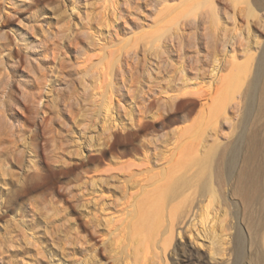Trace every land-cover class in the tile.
<instances>
[{
	"label": "rangeland",
	"instance_id": "374dc122",
	"mask_svg": "<svg viewBox=\"0 0 264 264\" xmlns=\"http://www.w3.org/2000/svg\"><path fill=\"white\" fill-rule=\"evenodd\" d=\"M194 3L0 0V264H165L164 248L173 264L180 244L202 264H264V117L251 122L263 81L243 110L211 114L234 61L248 62L264 41V24L246 4L215 0L211 44L208 8L188 16ZM236 37L234 53L222 47ZM197 52L201 63L189 65ZM252 133L262 172L248 208L232 191ZM206 154L212 190L206 178L185 186L166 210L172 244L167 215L147 251L135 208L157 180L184 176L187 158Z\"/></svg>",
	"mask_w": 264,
	"mask_h": 264
},
{
	"label": "bare ground",
	"instance_id": "6f19581e",
	"mask_svg": "<svg viewBox=\"0 0 264 264\" xmlns=\"http://www.w3.org/2000/svg\"><path fill=\"white\" fill-rule=\"evenodd\" d=\"M234 6V9L237 8L240 4H246V8L244 11L247 13L248 18H257L260 23L264 24V0H231ZM215 0H195L192 8L188 12V16H196L198 12L202 9L208 8V11H205L201 14L202 20L201 23L205 25L208 23H212L213 27L217 28L218 21L217 16L220 14V10L214 7ZM243 11V9H241ZM228 9L225 7L222 9V15L228 14ZM239 13V11H235V14ZM257 13V14H256ZM260 13V15H259ZM230 17L229 15H227ZM200 23L199 18H194L189 24L197 27ZM216 23V24H214ZM256 22H254L255 24ZM208 40L212 44V39L215 38L213 36L211 30L206 25L204 27ZM162 36L164 34H157L155 36V40H162ZM240 38V36H238ZM231 38L227 39L225 42L222 40V47L226 45H230L232 52L234 53L237 46H240L239 39ZM243 38V36H241ZM176 38L172 37L169 39L171 44L175 41ZM210 43H207L206 46L210 51ZM215 43L218 44V41L215 39ZM227 43V44H226ZM179 44V42H178ZM205 45V44H204ZM171 47V45H169ZM211 52V51H210ZM167 53V52H166ZM197 56V57H196ZM196 56H193L192 59L189 60V65L201 63L200 54L197 52ZM248 62L239 64L238 62L234 61L233 69L231 75L225 77L227 79V85L222 88L217 89L216 96L213 99V105L211 107V114L213 118L218 121L219 118L226 116L229 109H236L238 111L243 110L244 102L247 100V96L249 92L253 90V88L263 81L264 86V41L262 42L261 39H256L254 43V51L248 53ZM216 60V59H215ZM217 63V61H215ZM216 68V67H215ZM214 69V68H213ZM222 79V77H220ZM258 83V84H257ZM246 85V87H245ZM255 90V89H254ZM264 92V88H262ZM264 117V100L261 93V97L256 103V109L253 113V119L251 120L252 124L259 123L262 121ZM224 123H228L229 119L225 118ZM248 134V133H247ZM243 138L242 143L244 144V153L243 159L239 166L241 170L239 173V179L235 186H233L232 194L238 196L240 198L241 203L245 207H251L252 204L256 202L260 192V183L259 177L260 173L262 172V168L258 164V142L259 139L256 133H252ZM227 137L224 139V144L218 142L214 144L215 146L212 147L210 150L213 151L215 148L219 147L221 144L224 145L223 147L226 148L228 145L232 144L231 140H226ZM226 141V142H225ZM215 154V153H214ZM194 155V154H193ZM189 156L187 158V163L185 165L186 172L184 176L176 177L172 174L167 175L166 178L159 179L155 182V187L146 194L142 200H140L139 205L135 208V214L137 215L138 222L141 224V228L144 233H142V237L146 243V249L149 250V241L160 231L163 227L164 223L167 221L165 218L168 217L170 227L167 228L168 236L165 239V245L168 247L172 244L174 238V213L167 212L168 204L171 201H175L177 198H180L181 190L189 185V183L193 180L204 179L203 182L208 184V189L212 190L210 176L208 172L212 168V161L209 156ZM215 155H213L214 157ZM214 159V158H213ZM222 160V159H221ZM220 159L213 160L215 163L214 171L217 173V182L219 183L221 189V195L224 198L225 204H228V197L222 187L224 186V176L222 175V168L220 164ZM197 168L194 176L192 178H187L186 174L190 169ZM211 173V171H210ZM207 185V184H206ZM145 194V190L143 191ZM133 197V196H132ZM250 225V224H249ZM166 251L167 248H164V261H166ZM189 248L180 244L173 250V257L175 264L179 258L185 259L186 262L191 264H202L199 258H193ZM187 257V259L185 258Z\"/></svg>",
	"mask_w": 264,
	"mask_h": 264
}]
</instances>
